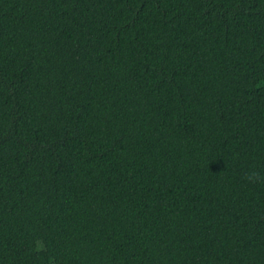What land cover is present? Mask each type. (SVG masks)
Segmentation results:
<instances>
[{
  "label": "trees",
  "instance_id": "obj_1",
  "mask_svg": "<svg viewBox=\"0 0 264 264\" xmlns=\"http://www.w3.org/2000/svg\"><path fill=\"white\" fill-rule=\"evenodd\" d=\"M0 264H264V0H0Z\"/></svg>",
  "mask_w": 264,
  "mask_h": 264
},
{
  "label": "clouds",
  "instance_id": "obj_2",
  "mask_svg": "<svg viewBox=\"0 0 264 264\" xmlns=\"http://www.w3.org/2000/svg\"><path fill=\"white\" fill-rule=\"evenodd\" d=\"M255 175H256V174H255V173H253V174H252V177H255ZM252 177H249V178H252Z\"/></svg>",
  "mask_w": 264,
  "mask_h": 264
}]
</instances>
